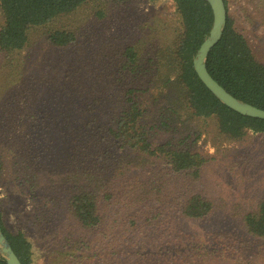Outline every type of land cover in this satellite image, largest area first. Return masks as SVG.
Returning <instances> with one entry per match:
<instances>
[{"label":"rangeland","instance_id":"374dc122","mask_svg":"<svg viewBox=\"0 0 264 264\" xmlns=\"http://www.w3.org/2000/svg\"><path fill=\"white\" fill-rule=\"evenodd\" d=\"M226 6L234 27L264 63V0H226ZM179 23L172 0L122 4L97 0L30 30L21 51L0 52V159L4 167L0 210L8 229L23 233L30 242L31 264H65L69 255L82 257L85 264H264V239L249 235L242 223L264 196V134L249 133L237 142H221L214 119L183 124V131L190 128L203 133L195 148L207 161L191 191L213 204L204 220L181 218V206L165 195L149 203L161 219L159 224L140 225L133 233L122 228L116 239L125 236L126 242L110 244L100 234L78 228L59 203H47L59 195L50 184L62 175L66 152L60 133L65 125L59 118L69 113L77 88H85L88 100L101 89L100 97L111 105L109 96L117 95V89L102 85L98 75L116 68L113 65L119 64L127 45L156 35L170 38ZM163 29L168 32L161 33ZM57 30L70 31L76 41L64 48L52 46L47 36ZM140 50L144 52L141 46ZM77 102L79 107L81 102ZM44 135L61 143L54 156ZM168 136L161 132L156 140L165 142ZM41 151L40 160L35 159ZM27 180L38 182L43 199L28 194ZM169 182L167 193L174 194L172 177ZM78 243L85 248L76 251Z\"/></svg>","mask_w":264,"mask_h":264},{"label":"trees","instance_id":"16d2710c","mask_svg":"<svg viewBox=\"0 0 264 264\" xmlns=\"http://www.w3.org/2000/svg\"><path fill=\"white\" fill-rule=\"evenodd\" d=\"M93 1L97 0H0L3 18L0 52L21 51L28 43L30 30L48 25ZM108 1L122 4L140 0ZM172 1L180 17V26L173 30V35L170 38L156 35L150 40L140 39L136 45H127L120 54L119 64L113 65L116 68L98 75L102 85L117 89V95L109 96L112 104L106 105L105 98L100 97L101 89L88 100L85 88L78 87L79 97L76 92L69 113L59 118L65 125L64 129L60 128L66 146L60 162L63 173L50 184L51 189L58 188V197L44 202L59 203L66 218L78 228L98 233L110 244L126 242L125 236L116 239L122 228L133 233L140 225L159 224L161 219L155 216L149 203L165 195L181 206L178 210L181 218L204 220L212 212V202L191 191L207 161L195 148L203 133L190 128L183 131L184 123L214 119L221 142L228 143L240 141L249 133L264 134V120L240 115L226 107L203 85L194 70L193 60L213 23L209 3ZM164 30L161 33L168 32ZM47 37L57 48L76 41L74 34L66 30L54 31ZM206 66L231 95L264 110V63L257 59L228 13L223 36L209 53ZM151 95L154 97L144 100ZM77 100L81 102L79 107ZM179 124L183 126L177 127ZM161 132L169 133L167 141L156 140ZM46 135L43 137L49 144V153L54 156L56 146L61 143L57 139L47 140ZM42 153L34 158L40 160ZM162 165L164 170H160ZM157 169L161 172L158 176ZM3 172L0 159V181ZM168 177L174 180V194L167 193ZM29 180L28 194L43 199L38 182ZM242 223L249 235L264 239V196L256 211L248 213ZM0 225L21 263L31 264L30 242L23 233L8 229L1 210ZM124 233L131 238L127 231ZM82 244H76V251L85 248ZM81 259L69 255L65 264H85ZM0 264H7L1 255Z\"/></svg>","mask_w":264,"mask_h":264},{"label":"water","instance_id":"95a60500","mask_svg":"<svg viewBox=\"0 0 264 264\" xmlns=\"http://www.w3.org/2000/svg\"><path fill=\"white\" fill-rule=\"evenodd\" d=\"M212 10L213 23L208 37L200 46L193 60L194 70L203 85L222 104L240 115L264 120V110L242 102L226 91L208 72L206 60L211 50L220 42L227 25V9L224 0H206ZM0 255L7 264H22L7 242L0 225Z\"/></svg>","mask_w":264,"mask_h":264}]
</instances>
